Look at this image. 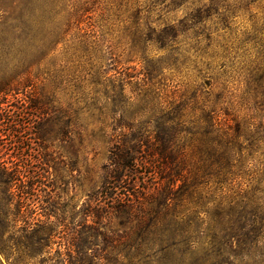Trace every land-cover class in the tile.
Wrapping results in <instances>:
<instances>
[{"label": "rangeland", "instance_id": "obj_1", "mask_svg": "<svg viewBox=\"0 0 264 264\" xmlns=\"http://www.w3.org/2000/svg\"><path fill=\"white\" fill-rule=\"evenodd\" d=\"M31 1L49 49L65 36L31 58L32 86L13 101L20 133L0 142L29 191L6 237L49 215L76 223L115 169L117 139H158L137 157L151 167L137 166L136 196L166 200L150 172L169 170L175 234L129 248L113 223L128 259L93 249V264H264V0Z\"/></svg>", "mask_w": 264, "mask_h": 264}, {"label": "trees", "instance_id": "obj_2", "mask_svg": "<svg viewBox=\"0 0 264 264\" xmlns=\"http://www.w3.org/2000/svg\"><path fill=\"white\" fill-rule=\"evenodd\" d=\"M58 31V40L49 49L44 38L46 34L39 38L33 28L32 1L0 0V142L2 137L12 141L15 134L20 133L18 123L13 119V101L15 96L28 92L32 86L29 75L33 67L29 64L31 58L41 51L46 57L61 36H65L62 28ZM36 136V139L40 138L38 134ZM158 147H161L158 139L139 138L132 141L118 138L112 151L111 166L115 169L107 171L101 196L88 200L79 221L59 220L58 216L51 221L52 215H49L46 221H36L34 226L23 228L17 237H6L8 229L19 221L11 219L12 206L20 212L29 191L22 184H25L22 170L8 166L0 158V255L11 264H93L94 260L102 259L92 253L93 249H100L105 255L109 247V255L116 253L128 259L119 252L120 242H115L111 235L114 232H110L109 228L113 223L117 222L124 230V243L129 248L135 236L140 238L153 232L175 234L177 222L171 198H168L173 191L175 176L169 170L162 168L150 172L153 176L157 175L167 188L166 200L140 202L136 196L139 193L136 180L142 175L137 166L151 167L147 161L138 164L137 157L143 154L152 157ZM120 188L125 194L117 199L116 191ZM107 198L111 203L107 202ZM14 242L24 244L23 250H16ZM54 245L57 248L52 251Z\"/></svg>", "mask_w": 264, "mask_h": 264}]
</instances>
